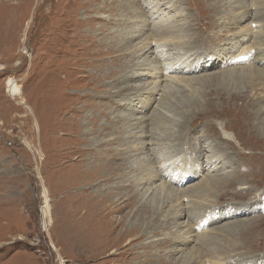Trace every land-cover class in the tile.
Masks as SVG:
<instances>
[{
    "label": "rangeland",
    "instance_id": "1",
    "mask_svg": "<svg viewBox=\"0 0 264 264\" xmlns=\"http://www.w3.org/2000/svg\"><path fill=\"white\" fill-rule=\"evenodd\" d=\"M145 2L0 0V264H264V63L262 72H252L246 63H256L247 61L245 52L247 46L258 47V41L264 47V0H175L178 24L167 32L163 26L160 31L145 26L144 37L157 30L175 41L173 51L186 67L175 74L171 88L152 100L140 98L142 83L150 81L148 74H137L142 65H119L130 59L138 42L127 36L148 22ZM233 4L245 7L234 12L239 6ZM247 9L250 16L239 19ZM247 31L249 38L240 41ZM113 67L118 70L108 77ZM159 105L167 114L157 112ZM93 114L97 125L86 127ZM180 114L187 119L179 128ZM142 115L146 131H158L156 118L162 115L163 126L173 125L180 134L170 139L167 150L174 145L177 156L187 152L188 164L177 170L178 185H173L182 191L199 186L180 197L182 215L172 219V201L166 187L160 190L163 176L129 187L128 171L122 168L114 181L123 180L125 186L115 191L133 189L136 198L119 214L128 224L137 216L136 207L145 204L153 224L149 221L147 232L128 245L124 237L121 243L115 240L125 228L120 226L108 236L111 245H101L91 235L93 228L78 226L76 192L89 183L84 170L106 158H114L113 164L122 161L124 156L116 154L122 125ZM83 123L77 137L75 126ZM184 135L188 146L182 143ZM95 141H101V153ZM203 155L219 156L224 164L211 180ZM134 157H129L133 163ZM100 168L97 178L108 177ZM48 202L51 220L45 212ZM67 214L75 220L70 242ZM186 223L197 230L182 250L174 228ZM85 238L91 250L79 256Z\"/></svg>",
    "mask_w": 264,
    "mask_h": 264
},
{
    "label": "bare ground",
    "instance_id": "2",
    "mask_svg": "<svg viewBox=\"0 0 264 264\" xmlns=\"http://www.w3.org/2000/svg\"><path fill=\"white\" fill-rule=\"evenodd\" d=\"M145 1H146L145 6H146L147 10H145L143 13H147V16H149L148 22H146V23L144 21L141 22L136 27L135 31L133 33H131L129 36H127L128 38H131V39L132 38L138 39V42L136 43V46L133 49L134 53L130 56V59L126 62H121L119 65H121V64H127L129 66L142 65V67H141L142 71H139V73H137V74H140V75L148 74V76H150V81L146 84L142 83L141 90H140V98H143V100L144 99L152 100L156 97V95L158 96V95H161L162 92H165V89L171 88L174 81L178 78V76L175 74L179 73V72L180 73L186 72L185 71L186 67L184 68V66H182V59L183 58L180 56H176V54L173 51V49H174L173 44L175 41L168 40L166 37L163 36L162 32H161V34H159L157 30H155L154 33H150L147 36L145 35V37L143 36V33L141 31L145 26L147 27L149 24H151L150 28L153 25H155L156 29H158V27H160V26H163V30H165V32H167L168 29L173 27L175 22H177V24H178V22L181 20V18H180L181 13L175 11L176 10V6H175L176 4H174L175 0H145ZM238 6H239V8H236ZM233 7L236 8L234 10V12H236V10H238L240 8L242 9L245 6L240 5V4L239 5L233 4ZM240 12L241 13H239V15H240L239 19H243V20L247 19L248 15L250 14L249 13L250 11L248 9L244 10V11L242 10ZM241 33H243V32H241ZM250 34L251 33H249V31L243 33L242 37L239 40L240 41L243 40V42H244L245 40H247L249 38ZM153 41H154V44L152 43ZM240 41H238V42H240ZM257 46L258 47L247 46V48L245 50V52H248L247 58L249 60H247V61L251 60L252 62L256 63V66H254V65L252 66L251 63H246V65H248V67L252 68V69H250V70H252V72L261 71V69H260V66H262L261 63H264V47L261 46V43H259V41L257 43ZM236 48H238V47H236ZM244 48H245V46H244ZM149 55L153 56L152 60H150V58L146 57ZM235 55L237 56V54H235ZM232 57L233 56H231V58ZM99 65L100 64H98L97 66H99ZM234 65H237V63ZM196 67H198V65H196ZM237 67H238V65H237ZM262 68L264 69V66H262ZM116 69L118 70V67L117 68L113 67L111 70L107 71L108 77L113 75L115 73L114 71H116ZM103 77H105V76H103ZM96 79H98V78H96ZM102 79L101 80L99 79L98 81H101V83H102ZM139 80H141V79H139ZM166 93H168V92H166ZM54 108H55V106H53L51 108V110ZM157 112L160 114L161 113L167 114V113H164V110H162L161 105L158 106ZM180 115L178 117L181 119L180 123L178 120H177V122H175L176 126H178L179 128L184 125L185 120L187 119L185 114L184 115L180 114ZM143 116L144 115L140 116L139 118H134V119L132 118L133 120H130V118H129L128 120H126L123 123V125L121 124L125 128V133L122 132V135L120 136V138H121L120 141H122V143L117 146L116 154L124 156L123 159H121L122 161L117 163V164H113L112 161L114 158L111 159L110 161H108V159L106 158V159H103V162L101 164L96 165L92 169L84 170L83 173L84 174L88 173V175L86 174L83 177L87 178L89 183H84V186L81 187V189H79L76 192L78 195V199H75V203H77V204L76 205L74 204V210L79 209L78 211H76L78 213L81 211L80 215L78 216V220H77L78 226L83 227V229H84V227H88V226L93 228L94 232L91 231V232H93V233H91V235L93 236L95 234L96 242L97 243L99 242L101 245H103L105 243L110 244L109 243L110 237H108V236L112 235V233L120 226H123V227L125 226V228L116 232L115 240H116V236H117L119 238L120 243H121L123 240V237H124V238L128 239V240H126L125 245H128L131 242H133V240L131 238H133L135 240L136 236H138V235L141 236V235L145 234L147 232V229H148V223L150 220L147 218L146 214H147V209H150V208L147 207V205H145V204L138 205L135 209L137 216L131 218L129 220L128 224L125 223V220H126L125 216L124 215L121 216L119 214L127 208L130 209L132 207V204L135 202L134 200L136 198V191H134L133 189H129V191L125 192V193L115 191L120 186H122V187L125 186L122 182L123 180H118L117 182L114 181V178L116 177V175L119 174V171L122 168L125 170V172L128 171V175H125V176H127L126 178L128 179L127 180L128 184H126V185L129 187H131V186L133 187V186H137V185L139 187V185L144 184V183L145 184H149V183L151 184V182H148V179L163 176V179L161 180L162 186L160 187V190L162 191V190H164L163 188L166 187L165 193H167V196L172 201L171 206H174V207L171 208L172 209L171 216L169 215L170 217H172V219H174V217H180L182 215V211H180V209L182 207L180 205V203L182 201L179 203V200L181 199L180 197L186 196L185 194L187 192H191V191L195 190L196 187L199 186V185H197V186L192 187L191 189H185V191H182V190H179L178 187L173 185L174 181L176 182V185H178V183H177L178 177L177 176H176L177 178L175 177L177 170L186 167V165L188 164L187 163V160H188V157H187L188 153L187 152H184L185 158L183 159V157H184L183 155L179 154V156H177V153L175 151L176 148L174 145H173L172 151L167 150L170 139H173V141H174V140H176L177 137H179L180 134L177 133V128L174 127L173 125L170 126V124H169V126H167V127L163 126L164 123H166V122L165 121L163 122L162 119H159V118H162V115L158 116L156 118L157 119L156 123L159 124L158 131H155V130H154L155 132L151 131L152 128H150L149 131H146L145 125H147V123H144V121L142 122L141 120H139V119L144 118ZM172 119L173 118L170 119V121H172L171 124L173 123ZM164 120H166V119H164ZM174 120H176V119H174ZM87 122L88 123H86V125H85L86 127H88L89 124L92 127H94L98 123V118L96 117L95 114H93V115L87 117ZM148 124H151V123H148ZM82 126H84V123H83V125L77 124L75 126V129L78 130V132L75 131V133H77V137H78V135L82 134V132L80 130L82 128ZM92 129H93L92 132L95 133L96 129L95 128H92ZM222 137H223V139L230 141L226 136H222ZM182 139H183L182 143H184L186 146L190 145L186 135H184L182 137ZM93 140H96V139H93ZM224 142H226V141H224ZM99 143H101V141L100 142L95 141L92 144L101 153V148H99ZM208 146L209 145H207V146L205 145L204 149L207 148V150H208V148H210ZM189 148H191V147H189ZM198 148H200V146L197 144L195 146L194 150L198 149ZM146 151H149L150 153H146ZM171 152H173L174 155ZM104 155H106L105 148H104V151L102 152L101 156H104ZM130 156H135L134 158H137V159H135L136 160L135 163H133V161L129 160ZM202 157L204 160H202L201 163H203V165H204L203 169L205 168L207 170V175H206L208 178L207 180H211L210 176L215 177V176L219 175V173L222 172V170L224 169V164L219 159V156H208V155L204 156L203 155ZM140 160H141V162H140ZM100 167L104 168L105 172H107V174H108V177H107V175L99 174L101 177H99L100 179L97 178L98 172L103 171V170H100L101 169ZM196 167H199L201 169L202 166H196ZM182 171H183V169H182ZM151 172H153L152 173L153 175H151ZM179 172H181V171H179ZM208 175H209V177H208ZM101 182H102V184H100ZM203 184H205V183H203ZM200 185H202V183ZM150 188H151V185H150ZM150 188L146 187L145 193H147V191ZM65 192H67V191H65ZM62 193H64V192H62ZM66 197L68 199L69 194L66 195L65 198ZM72 202L73 201H71V203ZM49 206L50 205L48 202L46 207H45V212L47 213V218L49 217L51 220V209L49 208ZM72 213L74 214V211ZM169 216L168 217L166 216V218H164V219L168 220ZM63 219L65 220V218H63ZM46 222H48V221H46ZM67 222L69 223L68 225H70V226H69V228H67L68 230H67V234H66V239L68 242H70L72 235L75 234V231L73 230L74 229L73 227L75 226V224H74L75 220L73 219L72 215L67 214ZM150 222L153 224V220H151ZM140 229H142L141 233H139ZM196 230H197L196 227H193L192 225L187 224V223L185 225L177 226L176 228H174V231L177 233V238H178L176 240V242L179 246H181V248H179V249L183 250L184 245H186L188 242L193 240V237L196 234ZM77 232L78 231L76 230V233ZM88 234H90V233H88ZM76 239H78V238H76ZM86 240H87V238H85V240H84L85 244H83L82 249L77 252V254L79 256H83V255L86 256V254L89 253V249H90L91 245L88 246L86 244ZM112 240L113 239L111 238V241ZM153 240L154 239L147 240L145 244L153 243L152 242ZM90 243H92V241H90ZM136 243H137V245L140 246V244L138 242H136ZM136 243H134V245H136ZM77 246H79V245H77ZM94 250H95V255L100 254V246H95ZM114 251L115 250H113L112 252H114Z\"/></svg>",
    "mask_w": 264,
    "mask_h": 264
}]
</instances>
